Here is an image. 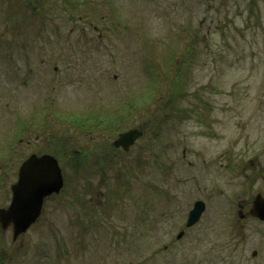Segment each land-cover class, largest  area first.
<instances>
[{
	"label": "rangeland",
	"instance_id": "rangeland-1",
	"mask_svg": "<svg viewBox=\"0 0 264 264\" xmlns=\"http://www.w3.org/2000/svg\"><path fill=\"white\" fill-rule=\"evenodd\" d=\"M44 6L47 19L35 12ZM135 125L144 134L113 161L115 189H100L107 215L78 224L71 191L83 173L97 192L101 174L94 156L79 163L82 151L70 149L60 155L74 177L66 216L15 240L0 228V264H250L264 230L254 221L240 230L236 215L239 200L264 190L248 164L259 155L264 165V0H0V192L34 133V144L49 129L53 146L76 150ZM196 199L204 211L176 241Z\"/></svg>",
	"mask_w": 264,
	"mask_h": 264
},
{
	"label": "flooded vegetation",
	"instance_id": "flooded-vegetation-1",
	"mask_svg": "<svg viewBox=\"0 0 264 264\" xmlns=\"http://www.w3.org/2000/svg\"><path fill=\"white\" fill-rule=\"evenodd\" d=\"M28 1H30L32 3L37 2V4H42V3L45 4V3L49 2V0H28ZM35 8H36V4L34 5V9ZM35 12L38 13L40 15V17L43 15L44 18H46V19L49 18L48 16H49L50 12L48 10V7L44 6V11H42L39 7V11H35ZM93 116L94 115H92L90 118H83V119L81 118V122H82L81 126L84 128L85 131L90 130L88 128V126H90V124H86V123ZM102 127H103V129H105L107 126L104 125ZM126 128H130V127H126ZM19 129H20V127L16 126L15 132L17 134H19ZM27 132L30 133V135H32V132H30V131H27ZM32 136H34L33 137L34 140H32V141L30 139L28 140L29 142H31L33 144L32 149L23 158L20 156V154L17 155L18 166H17V169L15 170L14 178L9 183L8 191H6L5 189H2V191L0 192V208L7 206L11 202V198H12L11 185L14 182H16L19 178V167H20L21 162L24 160V158H26L31 153H35L36 155L51 154L57 159V162L59 164V167L61 170L62 185L58 191H52V192H50V193H48L42 197L39 212H38L36 218L31 223L30 226H56V225H58L59 214L66 216L65 206L67 205V203H66V195L64 193V190L68 184L74 183V177L69 178L67 173L64 171L63 165H62L63 164V158H60V155L62 153H67L68 151H70V149H72L73 153H77L76 151H79V152L82 151V154L79 156V159H78L79 163H85V161L89 157L94 156V158H95L94 162L99 166V168H100L99 173L101 174V176H100L101 180H99L97 183H93L97 192L86 191L85 186L88 183L84 181L85 175L83 173L81 175H79V177H78L80 179V185H81L80 189L78 191H74V190L71 191V192H77V214H78L77 222H78V224H80L82 226H86L87 224H90V223H97L98 218H100L101 216H106L108 213L107 207L100 206V200H101L99 197L100 196V189L103 187H108V186L115 189V182L117 179H116V175L113 172L114 167H115V164L113 163V161L116 159V156H117L119 151L128 152L129 149L134 146V144L136 143L137 140L135 141L134 144L129 146L128 149H126V150L119 147V146H114L112 144V141L110 142V140H107V139H105V142H103V143L95 142L91 148H88L89 147L88 145L80 142L79 144L82 145V148L75 150L72 148V146L70 144H68L66 142H64V143L62 142L59 145L53 146L52 142L54 141V137H53V133L50 134L49 129H45L44 133L42 135L44 140H45V143L41 141L42 143H40V144H37V143L34 144V141H37V139H38V135L34 133V135H32ZM48 136L49 137L51 136V139H49ZM16 137H17V135H16ZM90 139L91 138H88L87 140H82V141H91ZM17 141L19 143L21 142L20 136H18ZM38 146L40 148H38ZM87 149L89 150L88 152H87ZM17 151H18L17 145L13 144L12 145V153L14 156H15ZM183 151H184V148H183ZM73 153L66 154L65 157H74ZM76 158H77V156H76ZM190 161H191L190 159L186 160L187 163H190ZM248 164L250 166H254V165L258 166L257 176H258V178H260L262 180L261 183L264 184V165L263 166L261 165L260 156H256L254 159H251V160L249 159ZM190 166H191V163H190ZM105 169H107L108 171H106ZM193 177H195V174L193 175ZM0 178L5 179L7 177L5 175H2V176H0ZM144 182H148V180L144 181ZM119 191H120V194H125L129 197V194L126 193L125 191H123L122 188H119ZM144 193H143V195H144ZM148 195H149L148 192H147V195H144L146 200L148 199V197L150 198V196H148ZM256 196H258L259 198H264V190L262 187L257 188L254 191L253 195H251L249 197H244L237 202L236 215L239 219L240 230L245 231V229H246L245 225L249 221H254V222L258 223L260 226L264 225V219L258 217L257 215H255L251 211L252 206H253V202H254V199ZM34 201H36V198H34ZM144 207H145V204H143L141 206V208H144ZM161 208L163 209V206ZM191 208L187 211V213L184 214L182 219L179 220L178 223L175 224L176 227L174 230H176V233H175L174 238L176 241H179L183 236H185L186 230L189 227L195 225V223L199 220L198 219L195 223H193L191 225H187L188 214H189V211L191 210ZM162 209H160V212H159V220L160 221L164 220V219L162 220V217H163ZM145 213H146V208L143 211V215ZM141 214H142V212H141ZM201 214H200V216H201ZM145 224H147V222L144 223V225ZM160 224H161V222H160ZM12 226H13V223L8 224V227H12ZM145 229L147 232L149 231V229L147 227H145ZM159 231H160L159 232L160 234H158V238L160 236L162 238H164L166 232L161 228V225L159 226ZM162 231H163V233H162ZM170 235L168 237V240L163 244V250H167L169 247V242L172 241V237ZM253 239H254V245H250V246H252V248L249 251L250 255H251V257H250L251 263L250 264H264V230H262V228H261L260 233L257 236H255V238H253ZM162 241H164V239H162ZM242 261H244V260H242ZM244 262L248 263V259H246Z\"/></svg>",
	"mask_w": 264,
	"mask_h": 264
},
{
	"label": "water",
	"instance_id": "water-1",
	"mask_svg": "<svg viewBox=\"0 0 264 264\" xmlns=\"http://www.w3.org/2000/svg\"><path fill=\"white\" fill-rule=\"evenodd\" d=\"M143 130L133 127L121 131L113 141L114 145L127 149ZM62 184L60 168L57 160L50 154L40 156L34 153L26 157L19 167V178L11 185L12 199L8 206L0 208V225L5 229L9 223L12 226V238L24 232L36 218L41 199L44 195L58 191ZM36 198V201H34ZM204 202L196 200L189 211L187 225L198 220ZM252 213L264 219V198L255 197Z\"/></svg>",
	"mask_w": 264,
	"mask_h": 264
},
{
	"label": "trees",
	"instance_id": "trees-1",
	"mask_svg": "<svg viewBox=\"0 0 264 264\" xmlns=\"http://www.w3.org/2000/svg\"><path fill=\"white\" fill-rule=\"evenodd\" d=\"M94 116H95V115H94ZM94 116H93V117H94ZM98 118H99V117H98ZM99 119H101L100 122H101L102 124H106V122L109 123V122L111 121L110 118L106 121V120H105V117H103V118H99ZM92 121H94V119H92ZM105 121H106V122H105ZM105 129H107V127H106ZM114 129H115V128H114Z\"/></svg>",
	"mask_w": 264,
	"mask_h": 264
}]
</instances>
